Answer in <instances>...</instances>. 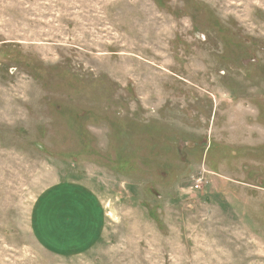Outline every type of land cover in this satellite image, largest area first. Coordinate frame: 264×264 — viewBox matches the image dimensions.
I'll list each match as a JSON object with an SVG mask.
<instances>
[{
	"label": "rangeland",
	"instance_id": "1",
	"mask_svg": "<svg viewBox=\"0 0 264 264\" xmlns=\"http://www.w3.org/2000/svg\"><path fill=\"white\" fill-rule=\"evenodd\" d=\"M61 182L82 255L34 230ZM0 264H264V0H0Z\"/></svg>",
	"mask_w": 264,
	"mask_h": 264
},
{
	"label": "crops",
	"instance_id": "2",
	"mask_svg": "<svg viewBox=\"0 0 264 264\" xmlns=\"http://www.w3.org/2000/svg\"><path fill=\"white\" fill-rule=\"evenodd\" d=\"M97 194L73 182H61L37 202L34 230L40 243L61 255H82L100 241L105 215Z\"/></svg>",
	"mask_w": 264,
	"mask_h": 264
},
{
	"label": "built area",
	"instance_id": "3",
	"mask_svg": "<svg viewBox=\"0 0 264 264\" xmlns=\"http://www.w3.org/2000/svg\"><path fill=\"white\" fill-rule=\"evenodd\" d=\"M201 183H202V178L196 181L195 189H200Z\"/></svg>",
	"mask_w": 264,
	"mask_h": 264
}]
</instances>
